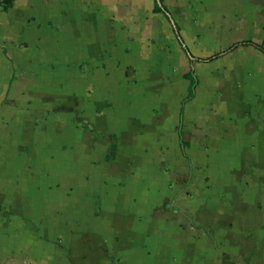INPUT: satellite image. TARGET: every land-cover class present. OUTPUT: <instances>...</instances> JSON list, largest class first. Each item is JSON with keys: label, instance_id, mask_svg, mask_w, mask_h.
<instances>
[{"label": "crops", "instance_id": "0c3cea01", "mask_svg": "<svg viewBox=\"0 0 264 264\" xmlns=\"http://www.w3.org/2000/svg\"><path fill=\"white\" fill-rule=\"evenodd\" d=\"M156 1L168 12H156ZM148 17L167 20L189 60L186 97L191 72L197 78L194 96L165 125L143 117L137 100L130 110L133 99L108 92L110 68L140 60L158 33ZM242 40L264 44L239 39L208 55L192 53L168 0L0 7L2 100L23 108L20 118H0V204L11 207V220L20 207L34 228L28 239L37 238L2 245L0 264H264V117L241 110L232 118L214 103L208 107L218 115L211 121L199 108L195 130L187 116L200 84L195 62L244 49L264 54L246 46L203 61ZM35 89L60 97L36 102L40 117L24 110ZM166 135L177 136L173 150L186 160L180 180L158 165L159 154H173L172 145L158 142ZM51 203L58 208L48 212Z\"/></svg>", "mask_w": 264, "mask_h": 264}, {"label": "rangeland", "instance_id": "374dc122", "mask_svg": "<svg viewBox=\"0 0 264 264\" xmlns=\"http://www.w3.org/2000/svg\"><path fill=\"white\" fill-rule=\"evenodd\" d=\"M250 1L253 0H248V2L242 0H168V3L175 19L181 26V34L186 45L192 53L204 56L235 40L264 41V0H255L256 2L253 3ZM148 21L151 25L158 26V33L156 32L154 40H151L152 42L147 45L148 49H145L146 46H142L140 60L122 61V64L118 66L119 70L110 68L108 75L110 89L108 92L111 99L113 96L133 99L129 103L130 110H134L135 103L133 102L137 100L143 117L151 116L157 119L159 125H165L170 121V118L177 120L179 117L180 107L188 93L190 83L183 77V74L190 68V63L176 42L167 20L164 17H152L151 19L148 17ZM0 57L3 56L0 55ZM193 69L200 79V84L196 99L187 106L189 107L187 116L192 119L191 122L194 125L191 126L195 127V130L197 129V117L202 110H205L206 119L209 118L211 121L212 117L218 115L215 113L217 108L215 111L208 107V105L214 106V103L221 105L223 112L232 118L237 116L241 110L245 116L264 117V54L254 49H244L212 63L195 62ZM4 71H7L6 68ZM0 82L4 84L3 80ZM3 84H0V87ZM104 93L106 92L104 91ZM49 95L50 98H60L58 93L54 94V89L46 93L35 89L34 93L28 95V105L30 106H26L24 110H29L31 115L40 117L41 115L36 112L38 110L35 107V105L37 106L36 102L49 98ZM3 96L4 92L0 91V118L5 115L20 118L23 108L17 103L11 107L7 106L9 102L2 100ZM111 99L110 101H112ZM204 105L207 107L201 109ZM65 114H69L68 109ZM2 128L5 129L4 123H2ZM31 130L36 131L37 127ZM210 132L214 134L213 131L210 130ZM193 134L194 132L191 130L190 137L192 140H196L197 138ZM166 136H168L167 140L162 141L159 138L158 142L162 143V146L171 147L172 145L173 154H159L158 165L173 172L175 179L180 180L183 177L180 170L186 165V160L181 152L177 153L173 150L177 144V136ZM171 136L174 138H170ZM158 137L160 136L158 135ZM195 158L191 156V163ZM192 164L193 166L197 164L199 169L203 165L196 162ZM190 181H192V177ZM46 206L48 212L58 208L52 203ZM14 210L17 213L12 214L13 220H11L9 218L11 207L9 208L4 203L0 204L1 256L5 254L1 248L2 245L25 244L29 240L28 233H34L30 221L21 219V215H19L21 208H16L15 205ZM13 228H16V231L14 230L15 235L11 236L10 229ZM21 230L27 233L22 236ZM47 238L49 239V237ZM35 239H37L35 236H30L29 241H35ZM57 240L60 239L57 238ZM49 242L55 243L53 237L51 240L49 239ZM221 249L224 256H229L226 249ZM238 254L242 258L241 262L245 263L247 252H238ZM231 258L234 259V257Z\"/></svg>", "mask_w": 264, "mask_h": 264}, {"label": "trees", "instance_id": "16d2710c", "mask_svg": "<svg viewBox=\"0 0 264 264\" xmlns=\"http://www.w3.org/2000/svg\"><path fill=\"white\" fill-rule=\"evenodd\" d=\"M162 2V0H161ZM15 4V0H0V7H2L5 11L9 10L11 7H13V5ZM155 11L156 12H161V11H164V12H168L167 9L165 7H162L160 5V1H156V5H155ZM246 46H254L256 47L257 49L261 50L262 52H264V44H258V43H255L251 40H242V41H238V42H235L234 44H232L229 48H227L226 50L220 52V53H217L216 55L210 57V58H207V59H203V61H210V60H213V59H216V58H219L225 54H228L234 50H236L237 48L239 47H246ZM189 77L193 80L192 81V85H191V88H190V92H189V95L184 99V102L190 100L193 96H194V93H195V87H196V84H197V78L196 76L193 74V72H191V75H189Z\"/></svg>", "mask_w": 264, "mask_h": 264}]
</instances>
